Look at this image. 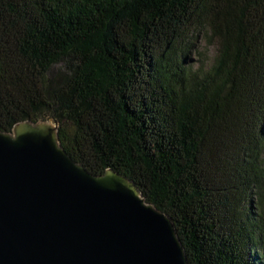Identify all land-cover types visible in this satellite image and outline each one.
Listing matches in <instances>:
<instances>
[{"label":"trees","instance_id":"1","mask_svg":"<svg viewBox=\"0 0 264 264\" xmlns=\"http://www.w3.org/2000/svg\"><path fill=\"white\" fill-rule=\"evenodd\" d=\"M47 119L172 218L189 264H264V0H0V130Z\"/></svg>","mask_w":264,"mask_h":264},{"label":"water","instance_id":"2","mask_svg":"<svg viewBox=\"0 0 264 264\" xmlns=\"http://www.w3.org/2000/svg\"><path fill=\"white\" fill-rule=\"evenodd\" d=\"M0 264H189L172 218L113 169L90 172L53 120L0 130Z\"/></svg>","mask_w":264,"mask_h":264},{"label":"rangeland","instance_id":"3","mask_svg":"<svg viewBox=\"0 0 264 264\" xmlns=\"http://www.w3.org/2000/svg\"><path fill=\"white\" fill-rule=\"evenodd\" d=\"M202 53V56H201ZM215 53V46H208L203 33L198 36L197 39H195V47L192 49L190 56L189 63H193L195 66L199 65L203 58H210Z\"/></svg>","mask_w":264,"mask_h":264}]
</instances>
